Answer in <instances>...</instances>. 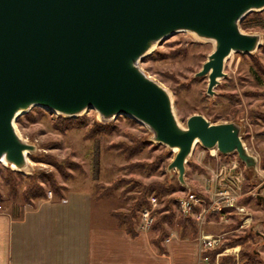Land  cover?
Returning a JSON list of instances; mask_svg holds the SVG:
<instances>
[{
  "label": "water",
  "instance_id": "water-1",
  "mask_svg": "<svg viewBox=\"0 0 264 264\" xmlns=\"http://www.w3.org/2000/svg\"><path fill=\"white\" fill-rule=\"evenodd\" d=\"M263 9L264 0H0V163L22 173L24 151L34 146L18 136L14 122L36 106L64 117L94 109L103 120L125 115L145 124L154 142L177 148L168 169L181 185L197 143L235 153L256 169L236 124L192 114L181 126L168 92L138 62L179 31L213 40L196 73L207 76L213 95L226 58L261 46L260 36L243 32L240 23Z\"/></svg>",
  "mask_w": 264,
  "mask_h": 264
},
{
  "label": "rangeland",
  "instance_id": "rangeland-1",
  "mask_svg": "<svg viewBox=\"0 0 264 264\" xmlns=\"http://www.w3.org/2000/svg\"><path fill=\"white\" fill-rule=\"evenodd\" d=\"M254 12H262L264 15V9ZM241 30L259 35L261 46L252 54L232 52L226 58L223 68L225 76L219 79L213 95L206 92L207 76L199 77L196 73L213 51L214 41L200 38L190 31H179L160 40L148 55L139 60L138 67L168 92L174 115L181 126H185L190 115L201 114L211 123L232 122L239 127L244 146L257 158L256 169L240 166L244 172L240 203L246 206L251 221L242 226L243 221L239 215L226 214L220 219L218 215L212 214L206 217L202 228L209 233H223L224 247H233L227 242L246 236L243 246L234 245L239 246L238 258L241 249H254L259 255V263L264 264V120L260 116L264 114V79L259 83L253 73V68H256L255 61L264 66V28ZM253 56H256V59H253ZM25 114L20 115V121L14 122V127L22 140L32 144L34 148L27 153L28 161L22 173L7 165H0V211L11 212L13 207L19 211V206H23L24 212L34 200L44 199L36 198L29 203L24 202L23 190L28 181L21 180L20 177L16 194L13 196L9 192L10 186L5 182L6 169L19 172L25 177H37L45 187L47 198L56 197L50 191L52 181L61 187L62 194L64 190H75L78 194L88 192L94 201H100V212L107 207L110 211H127L138 191L135 188L126 190L127 185L121 184L112 194L95 199V184L101 186L98 194L119 178L140 181L144 185H181L177 171L168 169L175 152L166 145L154 142L151 130L133 118L119 115L103 120L96 110L89 109L77 117H72L69 126H65L58 120L64 116L45 108L37 110L33 107ZM95 124L109 125L111 128L109 131H98L94 136L88 137L87 134ZM134 139L150 143L141 145L138 151L131 155L118 146L120 143L134 146ZM213 150L218 156H211ZM160 157V166L155 171L132 166L135 163H153ZM230 160L240 161L235 153L223 155L215 148L206 149L197 143L188 157L189 163H186L185 183L181 185L183 188L170 195L157 196L151 193L147 199L156 196L158 205L153 207L148 202V206L142 209L153 210L157 218L158 209L162 208L170 197L178 199L189 191L203 195L204 180L209 179L219 166ZM65 173L67 177H64ZM49 193L51 196H48ZM174 208L176 215H179L177 205ZM138 217L135 220L136 225ZM169 231L170 234L178 232L179 226L173 225L169 227ZM192 239H195V236ZM227 257L235 264H240V258L236 260L231 255Z\"/></svg>",
  "mask_w": 264,
  "mask_h": 264
},
{
  "label": "crops",
  "instance_id": "crops-1",
  "mask_svg": "<svg viewBox=\"0 0 264 264\" xmlns=\"http://www.w3.org/2000/svg\"><path fill=\"white\" fill-rule=\"evenodd\" d=\"M76 192L34 200L20 219L0 211V264H198L197 234L173 232L160 252L155 230L131 237L108 207L101 213L100 201Z\"/></svg>",
  "mask_w": 264,
  "mask_h": 264
},
{
  "label": "trees",
  "instance_id": "trees-1",
  "mask_svg": "<svg viewBox=\"0 0 264 264\" xmlns=\"http://www.w3.org/2000/svg\"><path fill=\"white\" fill-rule=\"evenodd\" d=\"M240 26L243 30H250L252 28H264V15L262 12H252L248 14L240 23ZM244 55V54H242ZM253 59H256V56H253ZM256 62V68H253L254 77L256 80L261 83L264 79V66L260 64L258 61ZM36 107V106H35ZM36 109H42L41 107H36ZM26 114H24L25 116ZM261 118L264 120V114L260 115ZM60 123H63L65 126L66 124L69 126L71 121L73 120L72 117H60L58 118ZM16 121H20V116L16 119ZM111 126L109 125H100L95 124L93 128L90 129L89 133L87 134L88 137L94 136L95 133L98 131H109ZM150 142H146L145 140L140 139H134V146L126 145L123 143H120L118 146L121 147V150L126 152L128 151L129 155L136 153L138 149L143 146L144 144H148ZM162 157L158 158V160L154 161L153 163H135L132 166H136L139 168H146L148 171H155L160 166V160ZM189 163V161H188ZM241 166H244V164L239 161ZM69 165L72 163H68ZM196 166V165H195ZM198 167V166H197ZM200 168V167H199ZM61 170H63L62 167H60ZM6 178L5 182L7 183L9 187V192L15 196L16 194V187L19 182L18 177L20 179H26L27 186L23 190V201L26 203H29L30 200L36 199V198H47L45 187L40 184L37 177L31 176H22L19 172H14L11 170L6 169ZM66 173L64 174V177H67ZM51 192L54 196L58 198H62L63 194L60 192L61 187L56 185L54 181L51 182ZM124 184L127 185L126 190H132L136 189L138 191V195L134 196V201L131 203L129 209L127 211H120V210H111L109 211V215L115 219L116 225L120 228H122L128 235L131 237H135L138 233L137 227H136V219L138 217V212L145 206H148V196L153 193L157 196H163V195H170L173 192L177 191L180 188H183V186L179 184H173V183H151L144 185L140 181L136 180H126V179H117L115 182H113L111 185H109L107 188L103 189L99 194L97 193L98 190H100L101 186L98 184H95L94 187V196L95 199H99L102 196L110 195L112 194L113 190H115L119 185ZM2 199L0 195V200ZM177 205V199L175 197H170L166 204L158 209V217L155 219L151 230H155L157 232L156 237L152 239V242L158 247L160 252H164V248L161 244V242L167 238L170 234L169 227H172L173 225L179 226L178 234L180 237H194L197 234V226L192 218H184L180 215H176L174 206ZM19 211L15 210L13 207L10 215L13 218H22L23 212V206H19ZM246 236L245 237H238L231 241H228L227 244L229 246L234 245H241L243 246L246 243ZM215 255V251L210 252L211 256V262H213V258ZM240 264H260L259 262V255L254 249L251 250H245L241 249L240 251ZM221 264H235L234 261H230V257H223L221 259Z\"/></svg>",
  "mask_w": 264,
  "mask_h": 264
},
{
  "label": "built area",
  "instance_id": "built-area-1",
  "mask_svg": "<svg viewBox=\"0 0 264 264\" xmlns=\"http://www.w3.org/2000/svg\"><path fill=\"white\" fill-rule=\"evenodd\" d=\"M211 156H218L213 150ZM237 160H230L219 166L213 175L204 180L201 196L194 192H187L177 199L178 214L184 218H192L198 228L196 241L199 245L198 264H221V259L229 255L238 260V247H224L225 239L222 233H208L202 228L208 215H218L220 219L226 214H236L242 218V226L248 225L251 215L246 206L240 203L242 197V184L244 180L243 168ZM51 196V193L48 194ZM149 203L158 205L156 196L149 197ZM153 210L144 208L139 211V230H150L154 221ZM215 251L213 262L210 252Z\"/></svg>",
  "mask_w": 264,
  "mask_h": 264
},
{
  "label": "bare ground",
  "instance_id": "bare-ground-1",
  "mask_svg": "<svg viewBox=\"0 0 264 264\" xmlns=\"http://www.w3.org/2000/svg\"><path fill=\"white\" fill-rule=\"evenodd\" d=\"M213 42V41H212ZM259 43H261V37H260V40H259ZM155 46V45H154ZM153 46V47H154ZM101 119V118H100ZM18 134V133H17ZM18 136H19V134H18ZM25 142V141H24ZM174 152H176L177 151V148H173L172 149ZM28 153V151H24V154H27ZM27 161H28V159H27ZM27 161H26V163H27ZM0 165H7L8 167H10V168H13V169H15V167L14 166H12V165H10V164H8V162H4V161H2L1 163H0ZM27 165V164H26ZM26 167V166H25ZM24 169V168H23ZM22 169V170H23Z\"/></svg>",
  "mask_w": 264,
  "mask_h": 264
}]
</instances>
